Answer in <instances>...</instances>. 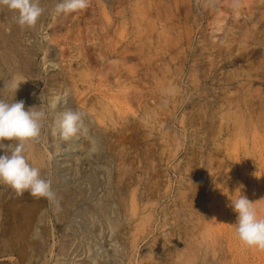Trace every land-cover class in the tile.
<instances>
[{
    "label": "rangeland",
    "instance_id": "rangeland-1",
    "mask_svg": "<svg viewBox=\"0 0 264 264\" xmlns=\"http://www.w3.org/2000/svg\"><path fill=\"white\" fill-rule=\"evenodd\" d=\"M149 1L39 0L32 27L0 4V99L45 113L23 155L55 193L0 183V264H264L231 207L264 218V0Z\"/></svg>",
    "mask_w": 264,
    "mask_h": 264
},
{
    "label": "clouds",
    "instance_id": "clouds-1",
    "mask_svg": "<svg viewBox=\"0 0 264 264\" xmlns=\"http://www.w3.org/2000/svg\"><path fill=\"white\" fill-rule=\"evenodd\" d=\"M0 4L18 14L17 23L21 27H32L42 15L43 9L39 0H0ZM88 7V0H59L55 6V13L69 14ZM20 84V83H19ZM15 86V91L19 87ZM67 101V93L63 97L56 96L50 102V107L55 109L57 104ZM30 107L25 110V102L19 100L6 103L0 99V183L9 185L18 195L27 191L33 197L55 199L51 183L41 178L38 168L31 166L23 155L25 142L39 137L41 122L45 117L43 111ZM57 127L61 138L65 141L76 137L83 127L81 115L71 110L60 114ZM16 141L12 145H5L3 141ZM6 149L10 150V154ZM232 210L237 213L235 235L249 248L264 250V218L258 216L254 202L247 196L239 195L231 200Z\"/></svg>",
    "mask_w": 264,
    "mask_h": 264
},
{
    "label": "bare ground",
    "instance_id": "bare-ground-1",
    "mask_svg": "<svg viewBox=\"0 0 264 264\" xmlns=\"http://www.w3.org/2000/svg\"><path fill=\"white\" fill-rule=\"evenodd\" d=\"M217 1H218V0H217ZM217 1H216V2H217ZM149 2L151 3V6H152V4H153V5L155 4V2L152 3L151 0H150ZM186 2H187V1H186ZM189 2H190V1H189ZM218 2H221V5H222V6H219V4H218L219 7H225V8H230V6H231L232 3H233L232 0H219ZM132 3H133V2H132ZM150 3H149V4H150ZM176 3H177V2L175 1L174 4H176ZM205 3H206V2H205ZM140 4H141V3H140ZM140 4H139V5H140ZM147 4H148V2H147ZM156 4H157V3H156ZM164 4H165V3H164ZM177 4H178V3H177ZM186 4H187V3H186ZM212 4H213V3H212ZM133 5H134V4H133ZM136 5H137V4H136ZM159 5H160V4H159ZM161 5H162V3H161ZM161 5H160V6H161ZM141 6H142V5H141ZM141 6H140V7H141ZM148 6H149V5H148ZM175 6H177V5H175ZM180 6H181V4H180ZM180 6H179V7H180ZM215 6L217 7V4H216V3H215ZM136 7H137V9L139 8L138 5H137ZM149 7H150V6H149ZM162 7H163V6H162ZM189 7H190V6H189ZM147 8H148V7H147ZM180 8H181V7H180ZM180 8H179V9H180ZM211 8H212V7H211ZM153 9H154V8H153ZM153 9H152V10H153ZM155 9H156V8H155ZM169 9H170V8H169ZM192 9H193V8H192ZM216 9H217V8H216ZM220 9H221V8H220ZM102 10H103V9H102ZM139 10H140V9H139ZM253 10H254V9H253ZM156 11H157V10H156ZM156 11H155V12H156ZM133 12H134V11H133ZM170 12H171V11H170ZM219 12H220V10H219ZM222 12H223V11H222ZM239 12H240V11H239ZM138 13H140V12L138 11ZM173 13H174V12H173ZM212 13H213V12H212ZM224 13H225V12H224ZM214 14H215V13H214ZM220 14L223 15L222 13H220ZM238 14H239V13H238ZM134 15H135V14H134ZM135 16H136V15H135ZM135 16H134V17H135ZM140 16H141V15H140ZM202 17H203V16H202ZM204 17H205V16H204ZM225 17H227V16H225ZM214 18H215V17H214ZM135 19H136V18H135ZM175 19H176V18H175ZM216 19H217V18H216ZM224 19H225V18H224ZM218 20H219V19H218ZM225 21H226V20H225ZM215 22H216V21H215ZM160 23H161V22H160ZM221 23H222V22H221ZM215 24H216V23H215ZM134 25H135V24H134ZM183 25H184V24H183ZM122 26H123V25H122ZM213 26H214V25H213ZM142 28H143V27H142ZM147 29H148V28H147ZM245 29H246V28H245ZM245 29H244V30H245ZM144 30H145V29H144ZM149 31H150V30H149ZM216 31H217V30H216ZM150 32H151V31H150ZM155 32H156V31H155ZM245 32H246V31H245ZM247 32H248V31H247ZM255 32H256V31H255ZM146 34H147V33H146ZM244 34H245V33H244ZM190 35H192V34H190ZM149 36H150V35H149ZM159 36H160V35H159ZM161 36H162V35H161ZM173 36H174V35H173ZM245 36H246V35H245ZM250 36H251V34H250ZM166 37H167V36H166ZM134 39H135V38H134ZM156 39H157V38H156ZM165 39H167V38H165ZM171 39H172V38H171ZM176 39H177V38H176ZM233 39H234V38H233ZM251 39H252V38H251ZM254 40H255V39H254ZM141 41H142V40H141ZM150 41H151V40H150ZM139 42H140V41H139ZM136 43H137V42H136ZM149 43H150V42H149ZM141 44H142V43H141ZM167 44H168V42H167ZM167 44H166V45H167ZM137 45H138V44H137ZM156 45H157V44H156ZM179 46H180V45H179ZM140 47H141V46H140ZM143 47H144V46H143ZM168 47H169V45H168ZM174 47H175V46H174ZM142 49H143V48H142ZM121 51H122V50H121ZM130 52H131V51H130ZM166 52H167V51H166ZM257 52H258V51H257ZM134 55H135V54H134ZM142 56H143V55H142ZM176 56H177V55H176ZM137 58H138V57H137ZM131 59H132V58H131ZM128 60H129V59H128ZM134 64H135V63H134ZM192 64H193V63H192ZM132 67H133V66H132ZM158 68H159V67H158ZM175 68H176V67H175ZM180 71H181V70H180ZM148 72H149V71H148ZM163 72H164V71H163ZM182 73H183V72H182ZM177 76H178V75H177ZM238 77H239V76H238ZM249 78H250V77H249ZM26 94H27V93H26ZM21 97H22V96H21ZM30 100H31V99H30ZM30 100H29V101H30ZM32 107H33V106H32ZM26 108H27V107H26ZM238 116H239V115H238ZM240 126H241V125H240ZM240 126H238V127H240ZM92 150H93V149H92ZM32 153H33V152H32ZM100 154H101V152H100ZM97 155H98V154H97ZM72 200H73V199H72ZM72 200H71V201H72ZM68 202H69V201H68ZM68 204H69V203H68ZM95 206H96V205H95ZM12 208H13V211H15L14 206H12ZM88 209H89V208H88ZM88 209H87V211H88ZM95 209H96V208H95ZM89 210H90V209H89ZM109 210H110V209H109ZM16 211H17V210H16ZM89 212H91V211H89ZM92 212H93V210H92ZM96 212H97V211H96ZM104 213H105V210H104ZM104 213H103V215H104ZM106 215H107V214H106ZM108 218H109V217H108ZM105 219H106V218H105ZM16 241H17L16 239L8 240V242H7V246H14V244L16 243ZM43 241H44V240H43ZM201 246H202V245H201ZM203 246H204V245H203ZM204 247H205V246H204ZM9 248H10V247H9ZM200 248H201V247H200ZM199 250H200V249H199ZM203 251H204V250H203ZM203 251H202V252H203ZM199 252H200V251H199ZM202 255H203V254H202Z\"/></svg>",
    "mask_w": 264,
    "mask_h": 264
}]
</instances>
